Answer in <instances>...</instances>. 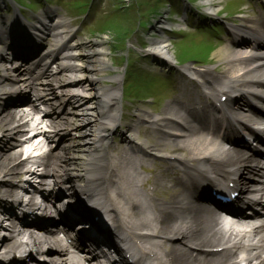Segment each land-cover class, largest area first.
Instances as JSON below:
<instances>
[{"label": "bare ground", "instance_id": "bare-ground-1", "mask_svg": "<svg viewBox=\"0 0 264 264\" xmlns=\"http://www.w3.org/2000/svg\"><path fill=\"white\" fill-rule=\"evenodd\" d=\"M51 15L55 17L53 23L49 18ZM36 19L34 23L17 24L16 14L7 19L0 18V29H5L0 35V233L5 229L7 218L3 205L8 204L1 196L21 190L17 194L20 206L31 208L32 194L41 187L45 193L42 198L52 200L57 217L64 214L61 219L64 224L66 222L67 228L83 218L91 219L90 212L83 213L85 205L79 201L80 195L94 199L99 212L109 207L106 213L109 210L113 215L118 213L115 223L121 220L130 231L121 229L124 235L141 243L139 249L144 256L155 252L157 264H169L166 260L169 256H173V264H264V214L258 216V224L252 221L233 223L218 212H210L198 203L196 189L202 186L200 182L192 186L194 195L191 196L189 193L184 197L175 192L172 196L163 194L167 198L164 199L165 205L153 214L157 188L164 185L166 174L176 161L183 165L194 162V172L200 177H210L218 172L228 179L235 177V184L248 186L251 181L263 176L261 171L264 168L256 158V151H246L241 141L235 143L236 139L229 140L230 148H225L199 124L190 122L188 116V119L181 116L183 113L191 115V109L179 100L167 104L158 117L148 114L136 116L137 120L127 125L126 143L111 144V136L119 128L121 119V92L116 86L105 85L109 59L108 48L103 43L107 41L100 43L99 40L87 42L73 39L75 35L69 30L70 22L54 11L41 13ZM245 25L248 30L232 27L230 44L214 54L215 59L225 67L220 75L212 76L208 71H197L191 67H186L185 71L201 77L205 84H223L226 90L218 89L216 95L237 94L230 104L238 107L242 113L238 114L240 119L249 125L256 120L251 116V110L245 111L251 108L248 99L251 97L264 105V49L261 47L264 42L256 40L260 44L255 48V40H245V35L256 32L254 25L261 28L259 21H247ZM48 37L53 40H48ZM26 40L42 41L48 47L47 54L37 63L38 74L32 72V67L30 70L27 67H10L12 55L26 54L24 48L32 49L25 46L28 44ZM150 47L149 52L155 57L174 58L169 41L165 38L152 40ZM58 62V68L54 70L52 64ZM111 82L120 85L121 77L117 76ZM190 87L191 84L183 82V94L189 93ZM190 95L193 96L192 93ZM15 97L12 105H8L9 100ZM196 99L198 102L205 100V104L209 97L197 90ZM22 102L28 106H18ZM39 104L47 109L41 111ZM195 105L198 103L195 102ZM206 108L211 110L212 106ZM41 113L44 117L40 119L38 116ZM180 116L182 121L177 119ZM140 123H148L159 129L157 142L147 140L144 148L134 143L135 137H141ZM222 124L232 123L225 120ZM40 137L43 140L38 142ZM50 143H55L56 148ZM45 146H49V149L43 156H34ZM147 151L149 154H146ZM185 152L188 155L183 159L179 153ZM155 156L161 157L159 165L165 171L153 175L155 190L148 195V198H153L149 202L142 192L148 178L128 172V167L137 162L143 169L148 158ZM110 183H115L114 189L109 186ZM61 185L72 193L71 198L78 200L73 208L65 207ZM73 185L77 186V191L68 189ZM49 187L54 193H47ZM21 195L28 199H22ZM14 220L15 217H11L7 224L9 235L0 236V264H14L17 258L13 251L25 249L24 254L30 253L29 247L36 248L43 256L47 254L46 258L41 257L44 264H86L84 260L87 259L79 258L59 238L56 223L51 222L38 235L25 227L19 229ZM81 235L91 236L90 241L95 247L90 248L95 253L100 252L99 246L109 244L113 247L112 239L106 237L100 226L95 228L94 233L87 231ZM159 236H164L168 245L160 243L157 240ZM245 239H251V242L245 248H238H243L244 254L240 253V256L236 248ZM235 240L242 241L239 245H233V251L229 244ZM194 244L196 248H201L200 253L192 249ZM221 246H228V249L222 252L219 261L210 250ZM206 249L209 251L204 252ZM159 250L169 256L158 254ZM137 252L144 264L143 256ZM133 255L136 256L135 253ZM34 256L30 253V257ZM95 258L97 262L105 258L110 264H117V259L108 255ZM124 263L128 264L127 261Z\"/></svg>", "mask_w": 264, "mask_h": 264}, {"label": "rangeland", "instance_id": "rangeland-1", "mask_svg": "<svg viewBox=\"0 0 264 264\" xmlns=\"http://www.w3.org/2000/svg\"><path fill=\"white\" fill-rule=\"evenodd\" d=\"M17 1L23 4L24 6L29 5V7L32 9L29 10L23 7L24 9L22 10V12L26 15L25 17H27V19H29L30 15L33 14L35 15V16L33 15V17L39 16L43 11L44 4L46 2L45 0H17ZM47 1L52 4L50 5V7L59 10L58 14L66 17L68 21L71 22L70 29L73 31V33H76L77 39L87 42L99 40L100 43L104 42L105 40L107 41L103 43V45L109 49L108 59L110 63L108 69H112V70H110L111 72H105V76H104L105 85L107 86L113 85L118 87V85H115L111 82L112 79L117 76H121L122 81L123 82L125 81V69L127 67L128 61H130V63L135 62L138 64L137 65L139 67L137 69L138 74L142 75L144 79L146 77L151 78L157 84L154 87V89H156L157 92L155 93L153 92L157 104L156 105L151 104L150 106L146 105V103L149 102L142 101V100H149L148 99L149 95L147 96L146 94H141L140 97L131 96V100L129 102L125 101L128 100L129 96L127 97V95H125L124 93L125 87L123 86V84L119 85L121 92V106L123 108L122 120L124 124H127V122L132 123V119H133L132 115L140 114L141 111H147L144 113H150L152 115H154L152 112H156V111L161 112L167 104H171L170 101L174 99L173 96L177 93V91H174L173 89H170L168 87H164V85H162L164 88L160 87L166 75V69L161 67L160 65H156V66L152 65L153 67L155 66L154 68L150 66L151 62L149 60L151 59H147V52L150 47L148 45V40L150 42V39L152 38L160 39L162 37L168 39L169 43L171 44V49L174 57H176L180 62H184L185 60L193 61V60L208 58L210 54L206 56L205 55L206 52L209 49L213 48L214 45L216 46L219 45V44H214L213 40L208 38V36L206 35L207 30H201L200 32H202L203 34L202 33L196 34L188 29L187 24L184 25L183 21L180 22L183 16L181 14L174 13L173 11H177L178 9L180 11L183 10V8L185 7V2H183V0H175L178 2V8L171 5L170 2H167L165 4V0L164 1L160 0L162 1L161 4L163 5V9L160 10V12L163 14L160 18L155 17V15L157 14L156 7L160 5L159 0H136V2L137 1L140 2L138 8L137 7L135 8L134 5V7L131 9L126 7V5L128 4L127 0H99L98 3L99 9H94L93 11H90V15L88 17H83L82 16L83 14L79 11V9L75 8L80 6L79 2H85L86 0H56V1L53 0V2L51 0H47ZM207 1L214 2L216 4L215 7L218 10L220 7H222L220 12H222V10L224 13L235 12V8L232 9L230 8V10L227 11L224 5L225 2H220L219 0H193L194 2L193 6L196 7V5L200 6L202 4L204 7H206ZM224 1L228 3V7H232L238 5V1L240 0H224ZM6 3H7L6 1L3 2L2 7H0V16L4 13H11L10 6H8L7 9ZM21 7L19 5V10L21 9ZM170 10L172 12H170ZM198 11L199 13H203L202 10H198ZM32 12L34 13L32 14ZM138 13L141 14L139 15ZM138 16H141L140 19L137 18ZM152 18L154 20V25H155V27L153 26L154 28H151L152 25L150 24ZM168 18L173 19L171 21L172 24H175L174 28H178L179 26H182L184 28L180 32H178L180 36L178 37L175 36L174 38L172 37L173 33L162 34L160 31H158L160 29L158 25L156 27V24ZM32 22H35V20L33 19ZM122 29H127L128 31L119 33ZM134 29H138V30H136L135 32V37L132 38L134 36L133 33ZM181 34H187V35H181ZM155 63L156 62H154V64ZM196 63H200V62H196ZM214 63L216 64V61H214ZM58 65H59L58 63L53 64V69H57ZM191 66L196 68L195 65H191ZM173 71H174V76L178 75L175 72L176 69H173ZM34 72L37 73L38 70H35ZM108 77H111V79H108ZM62 79L65 80L66 77L63 76ZM132 105H136V106L133 109H131ZM39 107L41 108L42 111L46 109V107L41 104H39ZM27 110L29 111V109ZM43 117L44 115H42V118ZM125 131L126 128H124V126L120 127L118 129V133L112 136L111 141L114 144L118 142L121 143L123 139L121 137V134L124 133ZM148 134L152 136L154 133L153 132L151 133V131H149ZM47 148L48 147H46L45 149ZM5 223L8 222L6 221ZM6 230L8 229H5L3 231L8 232ZM192 246H195V244ZM166 260L168 263L171 264V262L169 261V257H166Z\"/></svg>", "mask_w": 264, "mask_h": 264}]
</instances>
